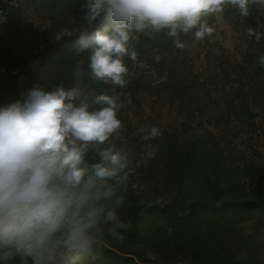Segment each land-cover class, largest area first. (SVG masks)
<instances>
[{
	"label": "trees",
	"instance_id": "obj_1",
	"mask_svg": "<svg viewBox=\"0 0 264 264\" xmlns=\"http://www.w3.org/2000/svg\"><path fill=\"white\" fill-rule=\"evenodd\" d=\"M70 4L64 0L65 10L52 16L56 38L35 47L21 2L0 0V107L24 98L25 75L27 91L82 87L90 99L104 93L119 97L118 104L129 98L137 105L140 94H148L174 111L183 126L199 112L208 114V123L221 134L209 130L210 135L183 144L170 133L164 154L171 192L148 200L126 180V190L117 189L112 197L124 199L117 210L130 222L119 230L124 238L106 234L103 244L76 264H264V152L251 144L256 133L264 144V68L258 63L264 54V6L249 4L247 17L225 6L223 18L239 33L244 50L240 58L220 59L208 78L196 72L167 30L136 33L129 47L137 56L123 57L128 74L120 87L92 77L91 49L76 47L81 31L91 26L67 22ZM248 27L261 34L259 41L247 35ZM212 86L220 88L217 94L210 92ZM231 133H244L246 146L224 141ZM86 159L93 163L99 157L93 161L89 153ZM0 264H21V259Z\"/></svg>",
	"mask_w": 264,
	"mask_h": 264
},
{
	"label": "clouds",
	"instance_id": "obj_2",
	"mask_svg": "<svg viewBox=\"0 0 264 264\" xmlns=\"http://www.w3.org/2000/svg\"><path fill=\"white\" fill-rule=\"evenodd\" d=\"M249 4L264 6V0H85L84 25L91 30L81 31L76 47L91 49L94 79L124 87L123 57L136 59L129 47L136 33L167 30L183 48L181 33L196 29L195 39L203 40L215 32L207 17L227 5L247 17ZM247 35L261 39L252 27ZM258 63L264 68V54ZM118 99L104 93L89 99L81 87L52 92L35 87L0 107V260L76 264L103 244L106 234L124 238L119 230L130 222L117 211L124 199L112 197L117 189L126 190L127 176L121 174L130 161L114 145L102 147L123 127ZM140 131L145 142L162 135L156 126ZM158 151L144 144L148 159ZM89 153L99 160L89 163Z\"/></svg>",
	"mask_w": 264,
	"mask_h": 264
},
{
	"label": "rangeland",
	"instance_id": "obj_3",
	"mask_svg": "<svg viewBox=\"0 0 264 264\" xmlns=\"http://www.w3.org/2000/svg\"><path fill=\"white\" fill-rule=\"evenodd\" d=\"M19 1L24 7L25 16L29 23L32 45L38 47L55 39V24L52 16L55 12L60 13L65 10L63 6L64 0ZM70 1L71 4L67 8L70 11L65 14L67 22L69 21L68 23L72 26L84 25L82 5L85 3V0ZM206 20L208 25L215 29L214 34L206 36L203 40H196L194 37L196 29H193L189 33L183 34L182 43L184 47L181 48L182 54H184L189 63L193 64L196 72L202 78L212 76L220 59L228 57L227 55L230 58H240L244 50L239 33L224 20L222 13L213 15V19L209 16ZM66 30L64 27V31ZM135 68H138V65ZM20 81L23 94H25L27 92L26 76H22ZM72 88L74 87H68L67 90ZM219 90V87L212 86L210 92L217 94ZM85 91L90 99V92ZM125 99L122 103L123 108L117 112V118L121 120L123 127L102 147L114 145L117 151L128 155L129 166L121 175H126V180H130L133 186L143 192L148 200L164 199L171 192V185H168L169 172L165 165L164 154L169 134L176 132L177 140L183 144H188L199 137L210 135L209 130H212L218 138L221 137V134L208 123V114L204 112L197 113L198 118L191 121L190 124L183 126L182 119L155 97L141 93L139 105L132 103L129 98ZM152 126L158 127L162 135L150 141H142L140 139L142 135L140 130ZM243 134L231 133L226 135L223 140H230L233 144L244 148L247 144V137ZM145 143H150L153 147L159 149L154 158H147L144 152ZM251 144L264 152L261 134L256 133ZM158 189L161 191H158ZM249 226V222L245 224V228L248 229ZM151 254L154 253L152 252Z\"/></svg>",
	"mask_w": 264,
	"mask_h": 264
}]
</instances>
